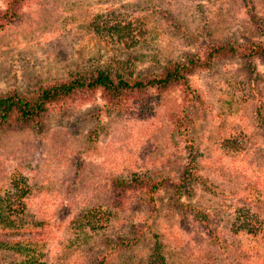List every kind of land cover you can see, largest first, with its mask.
<instances>
[{"label": "rangeland", "instance_id": "1", "mask_svg": "<svg viewBox=\"0 0 264 264\" xmlns=\"http://www.w3.org/2000/svg\"><path fill=\"white\" fill-rule=\"evenodd\" d=\"M259 28L264 0H24L0 29V95L97 69L153 73L202 45L261 41ZM188 83L201 103L182 135L167 119L178 88L142 112L76 95L36 125L1 129L0 214L11 224L0 221V264L35 240L40 264H264V58L226 59ZM138 175L167 180L151 203L112 190Z\"/></svg>", "mask_w": 264, "mask_h": 264}, {"label": "trees", "instance_id": "2", "mask_svg": "<svg viewBox=\"0 0 264 264\" xmlns=\"http://www.w3.org/2000/svg\"><path fill=\"white\" fill-rule=\"evenodd\" d=\"M24 0H4L5 7L0 11V29L12 22L19 12ZM26 2V0H25ZM263 40H247L242 43L223 41L202 45L193 54L182 56L178 60L167 61L160 65L156 72L145 75L111 74L105 69H97L91 73L70 76L51 84L38 85L23 93L9 91L0 95V130L12 125H36L50 109L62 112L66 103L92 92H99L104 106L115 112L144 111V105L151 97H160L173 88H178L181 102L178 112H169L167 119L171 124L173 134H184L187 131L186 121L190 120L191 106L199 107L201 100L195 89L190 88L188 76L195 70L209 69L214 64L226 59H238L245 67L252 66L255 59L264 58V31L259 28ZM140 107V108H138ZM163 180H151L144 176H133L128 179L113 180L112 190L138 191L146 203L154 201L157 191L165 184ZM182 182H176L181 185ZM117 196V192L114 197ZM141 198V199H142ZM8 213L1 212L0 221L8 223ZM252 221V220H251ZM34 222L32 226H38ZM42 225V224H41ZM245 234L255 236L261 225L257 221L254 227L246 225ZM13 245L18 244L16 242ZM30 246V247H29ZM22 258L15 264H40L41 252L38 241L28 242L23 249L16 251ZM104 258H99L91 264H105Z\"/></svg>", "mask_w": 264, "mask_h": 264}]
</instances>
